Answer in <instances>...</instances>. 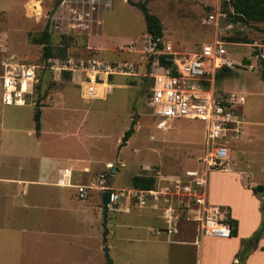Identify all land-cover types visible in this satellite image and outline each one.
<instances>
[{"label":"rangeland","instance_id":"rangeland-1","mask_svg":"<svg viewBox=\"0 0 264 264\" xmlns=\"http://www.w3.org/2000/svg\"><path fill=\"white\" fill-rule=\"evenodd\" d=\"M128 1L147 3L149 12L163 24V48L172 46L176 53L174 57L177 55L178 59L199 53L203 45H212L216 38L225 42V57L233 64L230 72L218 71L214 86L220 92L246 94L245 103L240 108L236 107V113L247 134L230 144L234 150L228 162L231 172H210L209 194L214 189L218 192L223 189L228 192V198L238 197L235 202L242 214L244 208L251 205L242 188L264 181V24H232L223 11L227 8L222 0H87L77 4L65 3V0H0V75L3 62L8 59L43 64V46L33 43L32 38L39 36L46 27L52 35V47L58 56L96 55L113 63L134 64L136 72L141 75L131 83L118 79L105 99L83 100L92 107L87 115L89 130L83 129L87 137L81 134L85 142H80V134L70 135L69 138L63 136L64 130L73 131L71 126L68 124L63 128L62 116L48 108L42 109L46 131L43 138L37 140L35 135H28L30 130H35L33 116L36 109L52 107L47 98L42 100L44 93L46 97L49 94L70 96L68 82L55 81L53 73L46 70L40 71L42 77L38 89L29 96L27 103L0 106L3 117L1 154L5 162L20 167L21 162H30L36 155H49L90 159L105 170L97 176L95 184L98 188L94 189L99 191H95L98 195L93 212L87 211L95 219L97 231L93 237H88L90 219L86 214L77 217H80L83 226L79 229L78 239L63 238L61 247L52 248V254L48 256L44 255L45 248L40 245L24 244L21 231L0 230V264H107L103 251L102 203V193L106 189L110 194L122 195L118 203L110 204L108 213L107 246L114 264H180L191 261L189 256L192 251L185 254L178 246L186 242V238L180 240L187 235L183 231L186 230L184 224L185 229L182 228L179 239L156 236L159 222L149 214L162 212L164 215L168 206L177 207L179 202L164 196L158 202L141 208L131 203L129 192L134 189L131 186L134 176H153L156 179L155 189L163 192L173 177L200 168V161L205 155L207 126L197 120H163L148 106L149 80L143 76L152 70L156 57L142 52L150 46L156 50L158 47L147 32L142 11ZM38 2L39 11L34 5ZM217 9L226 17L206 23L208 15ZM242 40L252 44L240 43ZM131 44L139 53L128 54L125 51ZM244 60H249V64ZM208 75L212 76V73ZM105 92L100 94L103 96ZM132 115L136 119L135 133L121 146L118 140L130 128ZM71 117L76 118V115L71 113ZM108 162L113 166L107 170ZM255 194L260 201L259 213L262 217L258 232L264 220V199L261 193ZM208 200L213 205L215 200L211 195ZM2 203L7 212L12 210L8 202ZM82 205L89 209V199ZM63 207H68L67 202H63ZM6 214L0 216V228L7 226ZM62 216L69 218V213L63 212ZM15 218L11 214L9 224H15ZM65 224L70 225V222ZM113 232L116 234L113 235ZM252 237L242 238L241 242L251 241ZM223 240H201L198 237L194 250L198 253L200 264L213 261L215 251L221 249L219 242Z\"/></svg>","mask_w":264,"mask_h":264},{"label":"built area","instance_id":"built-area-1","mask_svg":"<svg viewBox=\"0 0 264 264\" xmlns=\"http://www.w3.org/2000/svg\"><path fill=\"white\" fill-rule=\"evenodd\" d=\"M65 1L77 4L87 0ZM225 17L226 15L217 9L208 15L206 23H213ZM224 44V41L216 38L212 45H203L199 53L189 58L178 59L175 55L172 62L176 75L171 69L160 66L156 59L152 70L143 76L149 80L150 94L147 104L156 116L166 121L197 120L207 126L205 155L200 161V168L190 169L173 177L163 192L156 189H132L129 192L130 201L141 208L147 207L151 202H158L164 196L179 202L177 207L170 205L165 210L166 233L169 235L177 233V223L187 212L192 213L198 224L200 236L219 239H230L233 236V225L225 219L221 210L209 204L208 200L210 172L227 169L232 152L230 144L239 140L244 133L236 107L245 103L246 94L220 92L214 86L217 70L232 66L225 57ZM125 51L128 54L139 53L133 44L127 46ZM147 52L156 58L160 54H176L170 45L166 49L157 50L150 46L142 53ZM42 70L69 72L80 77V82L88 84L90 88L109 83L115 77L141 76L136 72L134 64L112 63L97 57L70 56L62 61L50 59L41 65L8 59L3 62L0 75L3 104L24 105L27 97L33 95L36 90ZM209 72L212 76L208 75ZM78 194L81 200L87 199L85 186L78 187ZM121 197V194H111V204L119 202ZM159 233L160 230L156 232Z\"/></svg>","mask_w":264,"mask_h":264},{"label":"crops","instance_id":"crops-1","mask_svg":"<svg viewBox=\"0 0 264 264\" xmlns=\"http://www.w3.org/2000/svg\"><path fill=\"white\" fill-rule=\"evenodd\" d=\"M70 56L89 58L95 57L96 55ZM230 63L233 64V62ZM227 67L228 68L225 67L217 70L214 75V83L216 81L218 71L225 70L227 72H230L227 70L230 69V67ZM48 72L53 73L54 78L56 79L55 81L68 82L70 87V96L62 97L60 95L55 96L49 94L46 97V95H44L45 93L43 95L41 94L42 100L47 98L49 103H52V107H39L41 113L40 130L37 131L35 124V130L32 128L33 130H30L28 133V135L31 136L35 135L37 140H41L44 133L46 132L42 109L48 108L53 111L52 113H57L58 115L62 116L61 125L63 128L68 124L71 126V130L73 131L65 132L64 130L63 136L69 138L70 135L80 134V142H85V140L83 139V135L81 134L83 133V129H88V127L90 126L87 115L92 111V107L85 104L83 100L90 101L86 100L87 98L105 99L106 94H108L110 90H112V87L118 79H123L126 83H131L137 79L120 76L112 78L109 84L104 83L102 85L96 86L95 88H90L88 84L80 82V77L76 75L74 76L71 73H57V71L53 72L52 70H49ZM77 90L80 91L78 92ZM104 90H106V92L102 96L101 94L104 92ZM35 91H37V88ZM232 92L241 93L238 91ZM1 95L2 88L0 80V102L2 103H0V106L5 105L2 102ZM28 99L29 96L27 97V100ZM81 105L85 106L84 109ZM240 106L241 105H238L237 107L240 108ZM71 113L73 115H76V118H72ZM133 115L131 116V121H133ZM240 123L244 131L243 135L240 137L241 139L244 135L247 134V132L243 127V122L240 121ZM2 125L3 117L0 111V216L6 214L7 212L2 207L3 201H5V203L8 202V204L12 208V210L7 212L6 214L5 221L7 223V226L5 227L4 225H2L0 228L1 232H10L14 230H17L16 232L21 231V238L24 244H38L41 247L45 248L43 249V253H45L44 255L48 256V254H52V248H55L56 246H58L59 248L61 247L63 238H71L73 240L78 239V234L80 232L79 229L81 230L83 226L81 225L80 217H77L80 214H86L90 219V222L88 223V228L90 229L88 237H93L97 231L95 226V219L92 215L90 216V214L92 213L89 212V214L87 211L90 210L91 212H93L95 204L94 202L97 201L98 195L95 191H99L94 189L98 188L95 183L97 182V176L101 173H105V170L99 167L100 164L98 162H93L90 159H76L73 157L59 158L49 155H36L32 161L21 162L20 164L22 166L20 167L16 164L14 166L13 164H10V162L8 163L2 160ZM83 134L85 135V133ZM85 136L87 137V135ZM122 139L118 140L119 144H122ZM80 145L81 147H83V143ZM231 151V153H234L233 149H231ZM112 166L113 163L108 162L105 168L108 170ZM218 171L224 173L231 172V170L229 169V165L226 170ZM231 180L237 183V181H235V179L232 177ZM79 186H85V188L87 189V199H89L90 201L89 209H86L85 206L82 205V203L87 201V199L80 200L78 194ZM245 186H247V188H242V191L250 198L251 205L247 208H244L242 214L240 213V206L235 202V198L239 199L238 197L228 198V192L223 189H221L220 192L214 189L211 194H209L208 190V197L211 195V197L215 200L212 203L213 206L215 205V207L219 209L221 208L220 210H225V212L221 213L225 216L226 220L230 219L237 222L235 226V236L219 242L221 245V249L215 251V256L212 257L213 261L209 262L208 264H239L237 255L244 247V242H241L242 238H246L249 236L252 237L259 228V223L262 220L261 214L259 213V210H261L260 201L257 199L258 196L256 198L255 195L257 194L254 193L253 188L264 186V181L259 183L255 182L253 183V185ZM244 193L239 194L245 196ZM260 193L264 199V192H259V194ZM20 198H22L23 200L21 199L20 201ZM63 202H67L68 207L64 208ZM63 212H68L69 218H63ZM11 214H14L16 217L15 224H13V222L9 224ZM149 214H151L153 218L159 222V225L155 230V234L158 230H160V233L156 234V236H165L166 238L174 237V239H179V237L181 236L180 234L182 232V228H184L185 226L186 230L183 231L187 233V235L180 240H184L186 238V242L185 244H180L178 246L182 247L181 251H185V254L188 251H192V255L189 256L191 257V261L180 264H200L198 253L197 251H195L196 249L194 250V247L196 246L195 243H198V237L201 238V240L210 237L200 236L198 231V224L193 219L192 213H187L186 217L178 221L177 233L174 235H169L166 233L167 224L165 220V213L164 215L162 212ZM67 222H70V225L65 224ZM70 227L71 231H69ZM115 234L116 233H114L113 235ZM175 244L179 243L175 242ZM191 247L193 248L190 249ZM243 264H264V230L258 243L250 247V249L248 250Z\"/></svg>","mask_w":264,"mask_h":264},{"label":"trees","instance_id":"trees-1","mask_svg":"<svg viewBox=\"0 0 264 264\" xmlns=\"http://www.w3.org/2000/svg\"><path fill=\"white\" fill-rule=\"evenodd\" d=\"M63 0H59L61 2ZM132 5L138 7L145 18V22L147 25V32L151 36V39L153 42L157 44V47L159 49L163 48L162 44V38L164 34V28L163 24L161 23L160 19L151 14L148 10L147 3H137L134 4L131 1H128ZM222 2L226 5L227 9L223 8L224 13H226L229 21L232 24H242V25H261L264 24V0H222ZM32 42L38 45L43 46V53H42V62H47L50 59H56L60 58V60H65L69 55L66 56H58L53 50L52 47V35L49 32V28L46 27L39 36H36L32 38ZM240 43L243 44H252V42L247 40H242ZM174 58V54H160L158 58H156L162 67L169 68L173 71V74L176 73V69L173 65L172 59ZM154 59V57H153ZM247 64H249V60H244ZM262 61V58H261ZM113 63V62H112ZM228 71H231L230 69H227ZM69 73V72H66ZM70 74V73H69ZM40 77L41 74H40ZM39 85V84H38ZM145 84H143L144 86ZM38 89V86H37ZM40 109L37 108L34 114V121L36 124L37 131L40 130ZM136 125V119L134 118L130 128L127 130L125 135L122 139L121 146H124L128 140L131 138V136L134 133V127ZM156 185V179L153 176H134L131 179V186L136 190H144L149 191L153 190ZM254 193L264 192V186H258L256 188H253ZM262 208L264 210V203L262 204ZM229 223L233 225V232L232 235L235 236V221L227 220ZM264 230V220L261 225L260 230L251 238V241L244 242V247L241 250V252L237 255L239 259V264H243L244 260L247 256L248 250L250 247L256 245L261 237V234Z\"/></svg>","mask_w":264,"mask_h":264},{"label":"water","instance_id":"water-1","mask_svg":"<svg viewBox=\"0 0 264 264\" xmlns=\"http://www.w3.org/2000/svg\"><path fill=\"white\" fill-rule=\"evenodd\" d=\"M111 194L109 193V190L106 189L104 190L102 194V203H103V229H104V235H103V244H104V255L105 259L107 261V264H114L113 259L111 258L110 255V248L107 246L108 243V235H109V230L107 229V222H108V213L110 210V201Z\"/></svg>","mask_w":264,"mask_h":264},{"label":"bare ground","instance_id":"bare-ground-1","mask_svg":"<svg viewBox=\"0 0 264 264\" xmlns=\"http://www.w3.org/2000/svg\"><path fill=\"white\" fill-rule=\"evenodd\" d=\"M34 5L37 7V10H40V6H39V2L38 3H34ZM40 14V13H39ZM41 16V15H40Z\"/></svg>","mask_w":264,"mask_h":264}]
</instances>
